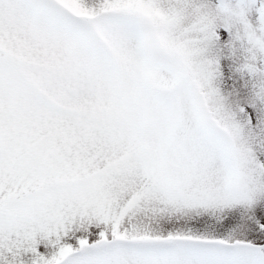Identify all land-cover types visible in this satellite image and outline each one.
Instances as JSON below:
<instances>
[{
  "label": "snow or ice",
  "instance_id": "obj_1",
  "mask_svg": "<svg viewBox=\"0 0 264 264\" xmlns=\"http://www.w3.org/2000/svg\"><path fill=\"white\" fill-rule=\"evenodd\" d=\"M0 264H264V0H0Z\"/></svg>",
  "mask_w": 264,
  "mask_h": 264
}]
</instances>
